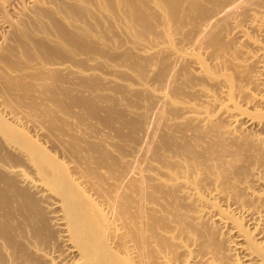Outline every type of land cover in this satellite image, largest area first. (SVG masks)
Masks as SVG:
<instances>
[{
    "label": "bare ground",
    "instance_id": "obj_1",
    "mask_svg": "<svg viewBox=\"0 0 264 264\" xmlns=\"http://www.w3.org/2000/svg\"><path fill=\"white\" fill-rule=\"evenodd\" d=\"M0 264H264V0H0Z\"/></svg>",
    "mask_w": 264,
    "mask_h": 264
}]
</instances>
